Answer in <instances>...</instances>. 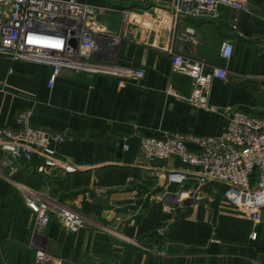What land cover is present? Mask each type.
I'll return each mask as SVG.
<instances>
[{
  "label": "crops",
  "instance_id": "crops-1",
  "mask_svg": "<svg viewBox=\"0 0 264 264\" xmlns=\"http://www.w3.org/2000/svg\"><path fill=\"white\" fill-rule=\"evenodd\" d=\"M171 1L98 0L120 11L103 17L101 45L118 32L116 64L142 78L64 69L51 88L48 66L0 56V129L17 130L19 115L30 114L32 126L67 137L55 147L57 159L76 168L51 171L35 157L12 173L0 163V264H38V251L53 264H264V217L254 224L238 213L221 199V184H168L164 173L184 167L175 159L152 164L141 149L142 138L219 136L226 108L264 115V0L176 27ZM227 41L229 61L220 57ZM171 51L227 68L228 80L213 83L210 108L167 93L192 91L191 80L173 72ZM192 189L198 194L189 199ZM26 196L74 209L84 227L67 234L54 219L36 233Z\"/></svg>",
  "mask_w": 264,
  "mask_h": 264
},
{
  "label": "built area",
  "instance_id": "built-area-1",
  "mask_svg": "<svg viewBox=\"0 0 264 264\" xmlns=\"http://www.w3.org/2000/svg\"><path fill=\"white\" fill-rule=\"evenodd\" d=\"M221 7L245 10L248 0H172L169 12L176 27L189 20L218 19ZM112 11L120 12L98 0H0V56L12 63L48 66L51 88L64 69L93 71L119 79L142 78L141 70L123 69L116 64V49L122 37L113 38L105 47L101 45L102 34L107 31L99 18ZM123 13L130 18L131 12ZM184 34L193 39L196 30L187 25ZM233 52L234 45L224 42L220 57L229 61ZM170 56L173 72L188 77L192 91L185 96L169 87L167 93L195 106L210 108L213 83L228 80L227 68L174 51ZM224 113L228 124L219 136L202 140L179 135L142 138L141 149L152 164L175 159L184 167L164 173L168 184L183 187L193 182L199 188L221 184L225 187L221 199L249 221L260 224L264 217V115L233 108L224 109ZM30 116L19 115L21 128L17 130L0 129L1 165L15 173L19 165L38 157L51 171L74 173L76 168L58 160L55 150L67 137L32 126ZM125 149L130 146L126 144ZM197 189L186 192V196L197 197ZM25 201L36 216L34 229L38 234L45 232L54 219L67 234L77 233L85 225L70 207L53 205L34 196H26ZM164 210L169 213L173 206L167 204ZM37 259L38 264H53V259L42 251H38Z\"/></svg>",
  "mask_w": 264,
  "mask_h": 264
},
{
  "label": "rangeland",
  "instance_id": "rangeland-1",
  "mask_svg": "<svg viewBox=\"0 0 264 264\" xmlns=\"http://www.w3.org/2000/svg\"><path fill=\"white\" fill-rule=\"evenodd\" d=\"M112 7V6H111ZM115 13H119L118 11H112V12H109V13H107V14H105V15H112V16H115ZM105 15H103V16H101L99 19L101 20V21H103L102 19H103V17L105 16ZM112 33H114L113 35L115 36V37H118L117 36V34H119L118 32H112ZM234 109V108H233ZM235 109H237V108H235ZM164 177H165V175H164Z\"/></svg>",
  "mask_w": 264,
  "mask_h": 264
}]
</instances>
